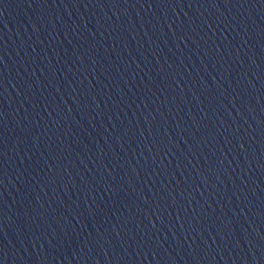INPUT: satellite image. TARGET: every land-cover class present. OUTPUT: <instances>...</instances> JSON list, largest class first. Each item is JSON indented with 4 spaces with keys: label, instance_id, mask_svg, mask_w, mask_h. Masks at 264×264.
Wrapping results in <instances>:
<instances>
[{
    "label": "water",
    "instance_id": "water-1",
    "mask_svg": "<svg viewBox=\"0 0 264 264\" xmlns=\"http://www.w3.org/2000/svg\"><path fill=\"white\" fill-rule=\"evenodd\" d=\"M0 264H264V0H0Z\"/></svg>",
    "mask_w": 264,
    "mask_h": 264
}]
</instances>
